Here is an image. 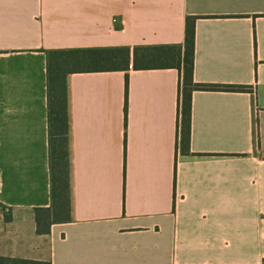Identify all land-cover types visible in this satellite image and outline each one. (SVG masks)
<instances>
[{
    "label": "crops",
    "instance_id": "0c3cea01",
    "mask_svg": "<svg viewBox=\"0 0 264 264\" xmlns=\"http://www.w3.org/2000/svg\"><path fill=\"white\" fill-rule=\"evenodd\" d=\"M188 16L194 81L249 90L193 91L185 155L178 68L68 74L71 219L38 234L35 209L52 204L46 51L184 50ZM0 203L4 257L264 264V0H0Z\"/></svg>",
    "mask_w": 264,
    "mask_h": 264
},
{
    "label": "trees",
    "instance_id": "16d2710c",
    "mask_svg": "<svg viewBox=\"0 0 264 264\" xmlns=\"http://www.w3.org/2000/svg\"><path fill=\"white\" fill-rule=\"evenodd\" d=\"M196 16L186 20L184 50L179 45L64 48L46 51L48 56V119L52 204L37 207L38 234H49L55 223L70 221V176L68 162L67 75L74 72L127 71L135 69L178 68L182 74V152L191 154L192 94L195 90L241 92L246 85L202 84L194 81ZM129 75L126 76V93ZM127 95V94H126ZM127 108V107H126ZM5 216L11 219V209ZM0 264H51L48 261L0 256Z\"/></svg>",
    "mask_w": 264,
    "mask_h": 264
}]
</instances>
